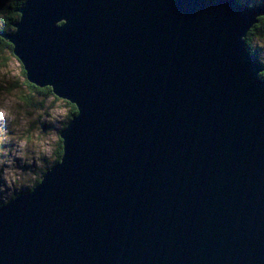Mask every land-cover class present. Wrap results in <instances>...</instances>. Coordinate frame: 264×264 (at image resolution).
Wrapping results in <instances>:
<instances>
[{"label": "water", "instance_id": "water-1", "mask_svg": "<svg viewBox=\"0 0 264 264\" xmlns=\"http://www.w3.org/2000/svg\"><path fill=\"white\" fill-rule=\"evenodd\" d=\"M29 82L77 107L63 154L0 203V264H264V4L25 0Z\"/></svg>", "mask_w": 264, "mask_h": 264}, {"label": "rangeland", "instance_id": "rangeland-1", "mask_svg": "<svg viewBox=\"0 0 264 264\" xmlns=\"http://www.w3.org/2000/svg\"><path fill=\"white\" fill-rule=\"evenodd\" d=\"M250 1L263 4L260 3L263 0ZM0 2L6 6L12 4V0ZM6 12L8 14L0 15V31L6 29L8 31L5 32H9L13 26L9 27L5 21L9 16L8 8ZM256 45L258 56L264 63V42ZM27 81L21 61L11 49L1 47L0 103L7 105L12 100L17 119L14 122L0 121V128L4 129L0 136L5 137L2 145L4 151L0 152V203L8 202L13 196L26 191L54 163L60 131L70 110L64 99H57L54 95H37L42 106H31L24 98L32 92ZM17 135L27 139L25 147H21L16 139H10Z\"/></svg>", "mask_w": 264, "mask_h": 264}, {"label": "trees", "instance_id": "trees-1", "mask_svg": "<svg viewBox=\"0 0 264 264\" xmlns=\"http://www.w3.org/2000/svg\"><path fill=\"white\" fill-rule=\"evenodd\" d=\"M24 1L25 0H12V4L10 6H6L5 3L0 2V15L8 14L6 12V10H7V8L9 9V16L5 20V21H7L9 27L13 26L9 32H12L15 30L14 23L17 22L20 18V13L18 12V8L23 4ZM245 2L250 4V5L258 4V2L250 1V0H246ZM260 3L264 4V0ZM3 30L8 31L6 29H2V31ZM245 39H246V44H247L248 49L252 53H255L258 55V52L256 50V48H257L256 43H259L260 41L264 42V16L259 17L258 22L254 25V27L252 29H250V31L248 32ZM1 47H8L13 52V45L9 41L4 40L3 38L0 37V48ZM263 65H264V63H263ZM22 68H23V66H22ZM23 74L26 76V72H25L24 68H23ZM260 75L264 79V70L261 72ZM27 83H28L30 90L32 92H31V94L24 96V98L26 99V102H28L31 106H42V103L38 100L37 95H39V96L41 95L43 97L54 95L57 99L59 98L53 93L52 88L49 86L39 87V86L29 82V81H27ZM64 101L70 107V110H69V114H68V119L66 121H64L63 127H65L67 125V123L69 122V120L72 118V116L77 113V107L75 106V104H73L67 100H64ZM62 154H63V145H62V140L60 139L58 142V149L56 150V154H55V160H54V163L52 165H54L55 163L60 161ZM52 165H50L48 168H46V170L44 171V174L48 169H50L52 167ZM41 179H42V177L38 178V180L35 182V184L32 185L31 187H29L27 190H32L41 181ZM19 194H17V195H19ZM17 195L13 196L12 198L16 197ZM4 203H6V202H3L1 204H4Z\"/></svg>", "mask_w": 264, "mask_h": 264}, {"label": "clouds", "instance_id": "clouds-1", "mask_svg": "<svg viewBox=\"0 0 264 264\" xmlns=\"http://www.w3.org/2000/svg\"><path fill=\"white\" fill-rule=\"evenodd\" d=\"M12 103H13L12 100H9L7 105L0 103V121H9V122L16 121L17 116L15 115V113L12 109ZM2 132H4V129L0 128V133H2ZM10 139H16L18 144L21 147H25L27 145V139L20 137L19 135H17L16 137H11ZM4 140H5V137L0 136V152L4 151V149L2 147Z\"/></svg>", "mask_w": 264, "mask_h": 264}]
</instances>
